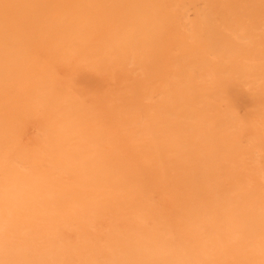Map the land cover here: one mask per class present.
Wrapping results in <instances>:
<instances>
[{"label": "bare ground", "instance_id": "obj_1", "mask_svg": "<svg viewBox=\"0 0 264 264\" xmlns=\"http://www.w3.org/2000/svg\"><path fill=\"white\" fill-rule=\"evenodd\" d=\"M0 264H264V0H0Z\"/></svg>", "mask_w": 264, "mask_h": 264}]
</instances>
